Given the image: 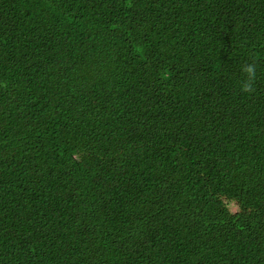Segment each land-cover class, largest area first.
Masks as SVG:
<instances>
[{"label": "trees", "instance_id": "trees-1", "mask_svg": "<svg viewBox=\"0 0 264 264\" xmlns=\"http://www.w3.org/2000/svg\"><path fill=\"white\" fill-rule=\"evenodd\" d=\"M0 264H264V0H0Z\"/></svg>", "mask_w": 264, "mask_h": 264}, {"label": "clouds", "instance_id": "clouds-1", "mask_svg": "<svg viewBox=\"0 0 264 264\" xmlns=\"http://www.w3.org/2000/svg\"><path fill=\"white\" fill-rule=\"evenodd\" d=\"M241 72L244 74V79L240 81V91L245 94H252L255 91L256 81V63H245L241 65Z\"/></svg>", "mask_w": 264, "mask_h": 264}]
</instances>
